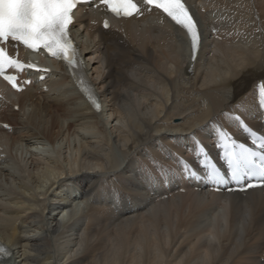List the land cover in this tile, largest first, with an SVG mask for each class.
<instances>
[{"label":"bare ground","instance_id":"6f19581e","mask_svg":"<svg viewBox=\"0 0 264 264\" xmlns=\"http://www.w3.org/2000/svg\"><path fill=\"white\" fill-rule=\"evenodd\" d=\"M202 1H191L202 35L195 59L182 31L155 12L123 21L125 37L97 26L79 35L99 112L62 69L45 81L49 93L40 84L4 92L0 121L22 129L0 128V155L4 142L21 140L26 151L0 167V243L10 254L0 263L264 264V190L159 186L172 182L178 156L221 127L237 131L235 113L250 124L260 117L264 0H205V13L194 7ZM41 136L56 150L39 151Z\"/></svg>","mask_w":264,"mask_h":264},{"label":"snow or ice","instance_id":"6c2138e0","mask_svg":"<svg viewBox=\"0 0 264 264\" xmlns=\"http://www.w3.org/2000/svg\"><path fill=\"white\" fill-rule=\"evenodd\" d=\"M103 2L112 12L120 14L122 11L125 16H131L130 9L137 8V5L131 3L130 0L120 4H113L112 0H103ZM144 3L162 11L175 25L185 30L186 37L190 40L193 56L198 54L202 35L198 23L189 16V12L180 0H144ZM72 8V0H0V42H23L33 49L37 48L39 43L55 56L63 53L65 59L70 61L71 58L67 55L68 48L61 41L68 39L66 28L70 24L69 12ZM8 62L10 65H15L14 61ZM4 63L5 50L0 47V69ZM5 79L11 81L13 77L5 76ZM235 120L243 127H247L246 122L242 121L240 116L235 117ZM224 135L227 136V132ZM200 144L202 145L203 142L200 141ZM238 147L241 149L240 152L227 153L222 157L226 160L228 167L232 169L233 178L237 175L238 168L247 167L251 163V157L257 155L251 149L246 148L244 144H240ZM259 148L264 152V142L259 145ZM203 155L205 158L201 159L199 163L206 168L211 167L212 172L219 174L220 169L216 168L213 162L207 158V153L204 152ZM261 159L264 160V155L261 156ZM184 164L187 168L191 167L187 160L184 161ZM255 186L248 184L246 188ZM261 186L264 187V185Z\"/></svg>","mask_w":264,"mask_h":264},{"label":"rangeland","instance_id":"374dc122","mask_svg":"<svg viewBox=\"0 0 264 264\" xmlns=\"http://www.w3.org/2000/svg\"><path fill=\"white\" fill-rule=\"evenodd\" d=\"M81 39H85L86 40V37L84 36H81L80 37ZM87 42V41H86ZM85 42V43H86ZM37 91H35L34 90V94L36 93ZM50 95V97H48L49 99H52V98H54V94H49ZM36 96H39V94L38 93H36L35 95H34V99L35 98H38V97H36ZM40 97V96H39ZM33 99V101L34 102H36V99L34 100ZM39 100V98L37 99V101ZM40 102L41 101H43V98H40V100H39ZM30 103V102H29ZM30 107H28V106H26L25 107V109H27V110H30L31 109V106L32 105H29ZM13 109V108H12ZM11 109V110H12ZM27 110H25L26 112H24V114L26 113L27 114ZM13 111V110H12ZM15 112V111H14ZM6 113L7 114H9V111L7 112L6 111ZM10 116V115H9ZM26 118V115H23V120ZM16 119H20L19 117H16ZM21 127H19V126H14V129L15 130H19ZM22 129V128H21ZM20 129V130H21ZM70 133H71V131H70ZM0 134H3V133H0ZM8 134H10V133H8ZM4 135V134H3ZM1 137H4V136H2V135H0ZM21 136V137H20ZM19 137H20V139H23L24 141H29V139H32L33 141L36 139V137H29L28 138V136L29 135H24V134H22V135H20ZM43 137V138H42ZM45 138V139H44ZM1 140V139H0ZM5 140V139H4ZM5 141H7V139L5 140ZM40 142L36 145L37 146V149L40 151L42 148H44V147H46V148H48L49 150H51V149H53V150H56L54 147H56L57 145H58V143H54V144H52L51 143V141L50 140H48L46 137H44V136H41V138H40V140H39ZM63 141L64 142H66L64 139H63ZM3 142V141H2ZM20 142V143H19ZM58 142H60V140L58 139ZM18 146H11L10 144H9V142L7 143V142H4V146H5V148H6V146H7V150H6V152L5 151H3L2 153H6L7 155V157H5L4 158V160L3 161H1V162H3V163H1L0 164V167H5V168H10L11 169V167L12 166H14L15 164H20V162H21V160H22V158H20V156H23L24 155V152L26 151V145H25V142H22L21 140L20 141H18ZM6 144V145H5ZM8 144L11 146H8ZM25 145V146H24ZM65 145V144H64ZM22 146V147H21ZM8 147H10V148H12L11 150H10V148H8ZM20 147V148H19ZM33 147V146H32ZM35 147V146H34ZM4 148V147H3ZM8 149H9V151H8ZM25 149V150H24ZM34 150V149H33ZM17 151H18V153H17ZM22 153V154H21ZM10 154V155H9ZM12 155V156H11ZM12 159H11V158ZM0 158H1V155H0ZM10 158V159H9ZM1 159H3V158H1ZM21 159V160H20ZM14 160V161H13ZM11 161V162H10ZM16 161V162H15ZM9 162V163H8ZM2 167V168H3ZM81 199L79 198V199H76V201H80ZM87 207V206H86ZM85 209V208H84ZM0 264H2V263H0ZM3 264H5V263H3Z\"/></svg>","mask_w":264,"mask_h":264}]
</instances>
